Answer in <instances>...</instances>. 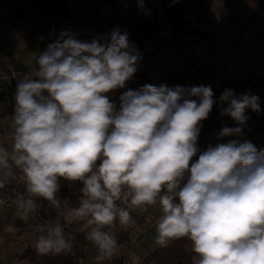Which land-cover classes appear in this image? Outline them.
I'll use <instances>...</instances> for the list:
<instances>
[{"label": "clouds", "instance_id": "9594fccd", "mask_svg": "<svg viewBox=\"0 0 264 264\" xmlns=\"http://www.w3.org/2000/svg\"><path fill=\"white\" fill-rule=\"evenodd\" d=\"M137 7L150 15L144 0ZM77 35L49 36L17 80L11 150L0 144V189L10 179L24 185L12 200L21 217L35 213V198L59 207L62 178L82 184L65 222H83L97 261L115 257L110 229L135 223L129 209L159 206L160 247L186 237L192 264H264V148L245 137L247 111L261 112L259 97L225 89L217 101L211 85L145 84L124 91L117 109L109 94L126 87L141 53L119 27L90 41ZM217 103L237 126L222 127L201 150L202 122ZM45 229L35 243L39 255L71 250L63 225L37 231Z\"/></svg>", "mask_w": 264, "mask_h": 264}, {"label": "trees", "instance_id": "16d2710c", "mask_svg": "<svg viewBox=\"0 0 264 264\" xmlns=\"http://www.w3.org/2000/svg\"><path fill=\"white\" fill-rule=\"evenodd\" d=\"M28 0V5L30 4ZM47 8L50 0H34ZM161 13L153 11L150 16H136L129 26L120 27L127 31L131 42L135 44L141 53L137 71L127 82L125 88L110 93V99L119 109V97L128 89L137 90L145 84H153L154 77L150 73L148 64L153 63L156 55H161L160 66L183 65L193 59V48L198 47L202 50L213 49L212 36L203 31L201 25L210 21V0H158ZM221 3L220 13L227 15V26L240 32H249L251 37L264 48V0H219ZM58 13L61 21V31L66 30L69 18L67 8L68 0H57ZM74 10L80 19H92L103 16V7L111 10H120L124 5L123 0H73ZM30 6V5H29ZM94 16V17H93ZM161 17V18H159ZM12 16L11 19H15ZM1 21V18H0ZM3 21V20H2ZM60 31V32H61ZM231 43H234L232 40ZM214 50V49H213ZM210 76L201 82L207 86ZM258 84L264 88V77L257 80ZM214 98L220 96L223 88H212ZM223 124L234 127L229 118L224 116L215 119V114L208 120L202 122L201 128L209 131L216 124ZM254 130L248 134L250 140L258 149L264 148V117H259L252 122ZM61 188L57 198L61 200L63 206L66 200L80 198V182H68L61 178ZM36 203H45L42 198H35ZM38 208V207H37ZM58 207H51L46 211H38L44 218L53 219ZM19 223V222H17ZM70 242L72 248L66 253L39 255L34 247H26L18 260L26 261L29 264H80L85 257L84 234L77 230H71ZM127 241V232H121L117 237L118 245ZM192 242L186 237L173 241L168 247L162 248L159 245L149 252L142 260V264H192V257L195 255L190 249ZM122 256H115L108 260V264H124Z\"/></svg>", "mask_w": 264, "mask_h": 264}, {"label": "rangeland", "instance_id": "374dc122", "mask_svg": "<svg viewBox=\"0 0 264 264\" xmlns=\"http://www.w3.org/2000/svg\"><path fill=\"white\" fill-rule=\"evenodd\" d=\"M123 1H124V5L121 7L120 10H126L129 13V16H128L126 22H123V23L121 22V24L124 27L129 26L131 21H133L136 16L147 17V16H150L153 11H157V12L161 13V7L159 5L158 0H144V4H145L146 8L150 10V15H144L141 11L138 10L137 0H123ZM209 5H210V16L212 17V19H211L212 23H210L208 25L209 27H207V28H204L205 25H203L201 28L203 31L208 29L210 31L215 30L218 32L217 38H219V40L216 41V42H218L217 45L227 47V49L225 48L223 50L225 52L224 55L222 54L221 56H216L211 51V54H209V55L211 57H213V59L207 60L205 57L207 54H205V55L203 54L206 61H202L199 66H194V65L190 66L188 64L187 65H185V64L181 65L180 64V65H177V67H176V65H174V69L171 68L167 71L168 73H170V75H168V76H172V77L176 78L177 80H179V83L177 81L176 83H173L170 85L167 84V85L168 86L201 85V82L207 76L208 71L209 70H215L218 74L217 80H219L220 84H222L224 86L223 87L224 90H225L226 83L228 81H231V83H233V87H234V89H232V90H234V92L237 95H240V94L246 93V92L257 95L259 97L261 112L255 113V112H252L251 110L247 111V115L250 117V119L248 121L249 128L245 130V137L248 138V134L254 130V125L252 124V122L254 120L256 121L259 117H264V88L258 84L257 80L260 78H257V77L254 78L253 75L251 74L257 68V67H255V63L253 62V60L255 58H258V59H262V61H264V48L262 45H260V44L258 45V43L255 42V40L251 37V34L249 32L244 33V32H240L238 30V32L241 33V36L242 37L244 36L243 44L244 43L246 44V39H249L247 41V43L252 41V44L255 45V47H254L255 51H253V52H256V55H255V57H251V55H252L251 53H246V50L248 48H246L244 45L243 46L239 45L238 46V52H237L238 55L235 57V59L232 58L231 56L233 55V52L236 51L235 50L236 44L233 43V49H232L228 46V42H229V40H234V42H235V40H240V38L234 39V37L235 38L238 37V35H236L237 31H234L227 26V20H228L227 15H224L225 17L221 16V13H220L221 3L219 2V0H210ZM67 8L69 11V18L67 20V24L70 27V30H67V31H71L72 28H76L77 30L81 31L82 34L81 33L80 34L83 35V39L87 38V40L90 41V39L87 37V34H86V26L87 25L84 24L85 22L80 19L76 23L73 20V17L77 14L74 10L73 0H68ZM120 10H117V14H115L116 17H113V18H115V20H113V21H112V18L110 20L109 19L107 20L104 17V19H106L107 22L110 23V26H111L110 29H113V27L115 25L114 23H116L118 21L117 15L120 12ZM111 11L112 10L109 7H106V6L103 7V13L105 15L110 16ZM42 15H43V20H41V19L39 20L37 14L33 10V8H31L28 5V2L26 0H0V18H1V20H6L8 18L10 19L12 16H16L15 21H17V22H20V20L18 18L23 19V20L25 19V21H23L21 25L18 23L11 24V23L7 22V20L2 21V30L7 26H12V27H16L19 33H23L25 31V27L29 24V22L33 23L34 27H32L31 33L33 34V36L36 40L35 43L30 44V43L26 42L24 36H22V35L18 37L20 40L23 41V43H24V44L22 43L23 46L26 49H28L29 51H31V56L33 57L32 62H35V59L37 58V56L46 48L44 45V42L40 41V38L38 37L37 31H35V29L38 28V32L41 30H47L48 32L51 33V36L53 38L55 36H57L58 33L61 31V21H60V15L58 13L57 0H53L51 6H49L46 9H43ZM159 18H161V17H159ZM88 23H90L89 25H91V23H93V22L88 21ZM3 31H4V35L7 36L6 31L5 30H3ZM78 36H80V35L78 34ZM50 42H51V40H49V43ZM46 46H47V44H46ZM242 52H243V56L245 57V59L242 57V55H240ZM203 55L199 54L197 56L198 57L201 56L203 59ZM209 55H207V56H209ZM246 56H250V57H246ZM250 59H252V60H250ZM153 60L159 64L160 55H156L153 58ZM32 62L31 63L28 62V65H26L25 68H29L30 66H32L34 64ZM151 65L152 64H148L147 66L150 68L151 75L154 76V78H156V75L152 71V69H153L152 67H154V65H152V66ZM230 70L233 72L232 74L229 73ZM258 74L261 77H264V66L261 68V71ZM238 75H241V76H238ZM165 84H166V82H165ZM218 110H220V108ZM218 114H219L218 117H220L221 116L220 111H218ZM233 124H234V127L237 126L235 124V122ZM216 127H217V129H216ZM216 127H215L213 132H207V135L205 137H203L204 143L201 145V147H203V149L205 148V146L207 147L210 143L215 144L217 142V134L219 133L221 128L224 127V125L223 126L216 125ZM12 133H13V129L8 128V131H4L2 134V144L5 145L6 147H8L9 150H11V145H12ZM226 139H230V137L225 138V140ZM0 234H1L0 235V264H9V261H11V259L16 254L21 253L25 247H34L28 243L23 244L21 247L19 245V242H17V243L15 242L14 234H12V233L8 234V232L3 228V226H2V229H0ZM23 246H24V248H23ZM91 246H95V245H91ZM88 247L89 246H87L85 248V250H87Z\"/></svg>", "mask_w": 264, "mask_h": 264}, {"label": "crops", "instance_id": "0c3cea01", "mask_svg": "<svg viewBox=\"0 0 264 264\" xmlns=\"http://www.w3.org/2000/svg\"><path fill=\"white\" fill-rule=\"evenodd\" d=\"M26 1L28 2V0H26ZM52 1L53 0H51L49 2V4L47 5V8L52 5ZM115 14H117V10H115V11L112 10L110 16H107L103 13L102 17H105L107 20L108 19L110 20L112 18V21H113V20H115V18H113V17H116ZM221 16L225 17L222 14H221ZM18 19L20 20V22H17V21H15L16 19H11V18L10 19L8 18L6 20H7V22H9L11 24L18 23L20 25L22 24L23 21H25V19L24 20L20 19V18H18ZM211 19H212V17L210 16V21L208 23L204 24L205 25L204 28L209 27L208 25L210 23H212ZM6 20H3V21H6ZM202 26L203 25H201V27ZM11 27L12 26H7L3 29L6 31V34H7V36H5L4 31L2 30V20L0 21V70L7 69L8 67L25 68V66L28 65V62L31 63L32 59H33V57L31 56V51H29L28 49H26L23 46V44H24L23 41L20 40L19 38L13 37L12 34H10L11 33ZM230 29L237 31L236 35H238V37H236V38L234 37V39L240 38V40H235V42H234L236 44V47H235L236 51L233 52V55L231 57L235 59V57L238 55L237 52H238V46L239 45H241V46L244 45L246 48H248L246 50V53H251L252 54L251 57H255L256 52H253V51H255V48H254L255 45L252 44V41L247 43V41L249 39H246V44L245 43L243 44L244 36L242 37L241 33H239L237 29H234V28H230ZM66 30H70L69 25L67 26ZM35 31H37V35L39 38L44 37V39L43 40L40 39V41H43L44 45L46 47V44L49 43V40H50L49 36H51V33L48 32L47 30H41L38 32V28L35 29ZM71 32L79 34L80 36L77 35L78 39L87 40V38L83 39V35H81L82 34L81 31L77 30L76 28H72ZM218 40H219V38H217V37L212 38V44H213L214 51L212 48H207L204 50H202L201 48H198V47L193 48V55H194V57H196V59H193L192 61L186 63L185 65L188 64L190 66L191 65L193 66V63L197 59L202 58L201 56L200 57L197 56L199 54L209 55V54H211V51H212L213 54L216 56H221L222 54L224 55L225 52L223 50L225 48L227 49V47L218 46L217 45L218 42H216ZM231 42H232V40H229L228 46L233 49V43H231ZM14 50H16V51H14ZM204 55H203V59H205V57H207V55L205 57H204ZM240 55H242V57L245 59V57L243 56V52ZM246 57H250V56H246ZM160 60H161V55H160ZM250 60H252V59H250ZM253 62L255 63V67H257V68L251 74L253 75L254 78L255 77L262 78L258 73L261 71V68L264 66V61H262V59L255 58L253 60ZM32 63H34V62H32ZM152 65H154V67H152L153 68L152 71L156 75V78H154L153 84H151V85L160 86L161 84H165L166 79L169 77L168 75H170V73H168L167 71L171 68L174 69V65H167L165 67H162V66H160V61L158 64L154 60H153ZM176 67H177V65H176ZM207 76H210V80L208 82V85H211L212 88H215V87L223 88L224 87L222 84H220V81L217 80L218 74L215 70H209ZM178 83H179V80H178ZM225 89H234L233 83H231V81H228L225 85ZM218 98L219 97L217 96L214 99H216L218 101ZM14 105H15V101L11 99L9 92L4 87L0 86V144H2L3 132L8 131V128H12V123H13L12 114H13ZM219 108H220L219 103L214 105L212 112L209 114V116L206 120H208L209 117L211 115H214V114H215V119H217V120L224 117V116L218 117L219 116L218 111H220V110H218ZM229 120H230L231 124L234 126V124H233L234 121L231 118H229ZM216 125L223 126V124H220V123H218ZM216 125L212 129H210L209 131H205L203 128H201L200 137H199V147L201 150L206 149V146L204 149H203V147H201V145L204 143L203 137H205L207 135V132H213ZM216 129H217V127H216ZM194 158H196V157H194ZM12 184H13V179H10L9 181H7L5 188L0 189V194H4L7 191H9ZM79 199L80 198H76V199L70 200V201L66 200L63 206L58 207L56 214H55V217L52 220H54L55 222L66 223L65 222V215L68 212H70L72 209H74L75 207L79 206ZM36 204H37V207L43 211H46L47 209L52 207L47 201L45 203H36ZM129 211H130V215L132 216V218L135 222L132 226H130L128 228H124V227L120 226L119 223L117 222L116 226L114 228L110 229L115 234L116 239L121 232H127V241L124 244L118 245V250H117V253L115 256L124 257V260H125L124 264H133L134 258H138L137 264H142L143 258L149 252H151L153 249H155L157 247V244L155 243V236H156L155 226L153 227V229L148 230L146 232H143V230H144L145 226L151 220H153V218L157 215L156 211H160V209H159V206H152V207H149L147 211H141L139 209H129ZM17 222H19V223H17ZM24 222H26V219L22 218L19 212L15 211V210H8V211H5L2 214V216L0 217V229H2V226H3V228L6 230L8 227L11 226L12 228H14L15 231L14 232H8V234H10V233L14 234V238H15L16 243L19 242V245L21 247L23 244H27V243L30 244L31 246H35V243L38 239V236L45 234L46 229H45V232H38L37 230H22L21 227L24 224ZM70 225L72 226L73 230H77V231L82 232L84 234V236L86 235V233L88 231V229H85L83 227V222L80 220H74ZM64 235H65V238L70 241V233L64 232ZM91 245H94V244H92L91 242L87 243L86 247L87 246H89V247L87 250H85V257L80 261V264H108V260H103V261H97L96 260V257L98 255V250L95 246H91ZM23 248H24V246H23ZM190 249L192 250V243L190 244ZM21 253H19V254H21ZM19 254H16L11 259V261H9V264H29L26 261L18 260L17 257Z\"/></svg>", "mask_w": 264, "mask_h": 264}, {"label": "built area", "instance_id": "2783aa9c", "mask_svg": "<svg viewBox=\"0 0 264 264\" xmlns=\"http://www.w3.org/2000/svg\"><path fill=\"white\" fill-rule=\"evenodd\" d=\"M29 5L35 11L39 20L40 19L43 20V15H42L43 6L34 0L30 1ZM117 16H118V18H117L118 21L117 20H116L117 22L115 21L116 23H114L115 24L114 27L120 28L122 25L121 22L122 23L126 22L128 16H129V13L126 10H120V12L118 13ZM73 20H74V22L77 23L78 20H80V16L78 14H76L73 17ZM83 21L85 22L84 24L87 25L86 26V34L90 40L93 38L94 35L106 34L111 30L110 29L111 28L110 23L107 22V20L104 19V17H102V16L101 17H94V18L89 19V20L83 19ZM88 21H92L93 23H91V25H89L90 23H88ZM32 27H33V23L29 22V24L25 27V31L23 33H19L16 27H12L11 28V34L15 38H18L19 36L22 35V36H24L26 42L32 44V43L36 42L33 34L31 33ZM205 32H207L212 37H218V32L215 30L210 31L207 29V30H205ZM14 51H16V50H14ZM206 59L212 60L213 57H211L209 55L206 57ZM206 59L199 58L193 63V65L198 66L202 61H206ZM27 71H29V68L8 67L7 69L0 70V86L4 87L9 92V95H10L12 100H14V94H15V90H16L17 80L22 78V75L24 73H26ZM229 73L232 74L233 72L230 70ZM238 76H241V75H238ZM177 81L178 80L176 78L169 76L166 80V85L176 83ZM24 191H25L24 185L22 183H19L16 179H13V184L10 187L9 191H7L4 194H0V200L4 201L3 204H0V217L2 216V214L5 211H8V210L17 211V207L15 204L12 203V200L15 199L17 192H24ZM156 212H157V215L153 218V220H151L145 226L143 232L151 230L155 226L156 220L161 215L160 211H156ZM25 219H26V222H24V224L22 225V227H21L22 230H37L38 227L45 225L46 223L61 224L64 226V232H70L72 230V226L70 224L55 222L54 220H52L50 218H44L40 214V212L38 211V208H36L35 213L30 214L29 217L25 218ZM85 237H86V235L84 236V242L85 243L90 242Z\"/></svg>", "mask_w": 264, "mask_h": 264}]
</instances>
